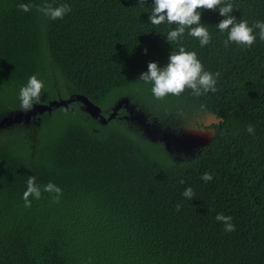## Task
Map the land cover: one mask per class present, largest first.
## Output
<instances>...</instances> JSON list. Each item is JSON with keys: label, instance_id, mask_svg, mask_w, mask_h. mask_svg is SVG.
<instances>
[{"label": "trees", "instance_id": "16d2710c", "mask_svg": "<svg viewBox=\"0 0 264 264\" xmlns=\"http://www.w3.org/2000/svg\"><path fill=\"white\" fill-rule=\"evenodd\" d=\"M21 3L57 7L52 20ZM249 26L264 22V0H226ZM153 0H0V94L18 97L28 78L43 81V100L82 93L101 108L128 96L162 126L193 125L204 113L223 117L193 156L171 157L131 122L90 117L74 101L40 115L37 124L0 130V264H264V41L227 47L215 27L218 10H202L211 35L201 47L175 27L152 25ZM194 51L217 78L215 92L185 90L163 99L139 79L149 62ZM146 50V51H145ZM21 102H0V115ZM55 110V111H54ZM248 125L254 126L249 134ZM213 179L205 182L204 173ZM29 176L39 200L22 199ZM184 183H179L180 180ZM52 182L62 190L43 191ZM191 187L194 197L182 193ZM180 204L179 211L176 205ZM231 216L235 231L215 219Z\"/></svg>", "mask_w": 264, "mask_h": 264}, {"label": "clouds", "instance_id": "9594fccd", "mask_svg": "<svg viewBox=\"0 0 264 264\" xmlns=\"http://www.w3.org/2000/svg\"><path fill=\"white\" fill-rule=\"evenodd\" d=\"M145 0H138V4L143 6ZM23 12H29L33 7L49 19H63V17L71 11L68 4H61L53 7L51 4L30 5L21 3L17 6ZM233 5L226 3V0H153L151 14L148 17L152 25H175L166 35V42H178L185 34L197 39L201 47L208 45L211 41V35L207 27L201 24L202 10H218L222 20L215 26L219 32H227V39L224 41L225 46L236 44L245 48L251 47L257 37L254 29L259 30V38L264 41V22L257 21L249 26L246 20H237L231 15ZM146 51V50H145ZM219 72L215 74L204 69L203 64L197 58L194 51H186L184 47H179L178 51H171L165 66L160 67L156 62H149L147 71L140 74L139 79L145 83H150L151 93L157 99H163L168 95L179 96L185 90L190 89L191 94L200 96L209 91L215 92L217 78ZM43 81L37 79L36 75L28 78L27 84L21 87L19 99L21 100V108L24 111H30L35 104L40 103ZM70 104V103H69ZM69 106V105H68ZM62 107V106H60ZM246 131L254 134V126L248 125ZM201 179L210 182L213 177L210 173H204ZM179 183H184L181 179ZM43 191L54 193L52 197L53 203H58L62 190L52 182L43 186ZM182 195L190 200L194 197L191 187L185 189ZM29 197L39 200L41 198V188L36 184V177L29 176L27 179V188L23 193L24 207H31ZM180 204L176 205L179 211ZM217 221L224 224L225 232L235 231V225L231 223V216H224L218 213L215 217Z\"/></svg>", "mask_w": 264, "mask_h": 264}, {"label": "water", "instance_id": "95a60500", "mask_svg": "<svg viewBox=\"0 0 264 264\" xmlns=\"http://www.w3.org/2000/svg\"><path fill=\"white\" fill-rule=\"evenodd\" d=\"M73 100L79 101L81 109L90 117L98 118L101 123H105L114 117L118 108L124 106L127 110L124 118L135 124L146 139L160 141L166 153L171 157L193 156L201 147L207 145L214 136V127L207 126L223 120V117L217 116L213 112H207L203 126L170 128L169 126H162L155 120H150L146 113L141 108H136L127 96L118 98L112 105L110 113L104 116L99 105L82 93H74L67 97L52 98L47 102L40 100V103L35 104L30 111H24L22 108L8 110L0 115V130L19 123L35 122L37 124L42 113H50L60 106L68 107Z\"/></svg>", "mask_w": 264, "mask_h": 264}, {"label": "flooded vegetation", "instance_id": "af4514ba", "mask_svg": "<svg viewBox=\"0 0 264 264\" xmlns=\"http://www.w3.org/2000/svg\"><path fill=\"white\" fill-rule=\"evenodd\" d=\"M68 96V95H67ZM67 96H65V97H67ZM126 96V95H125ZM56 97H61L60 95H59V92H57V94H56ZM121 96H119L118 98H120ZM128 97V96H127ZM43 94H41V97H40V100H42V101H44V102H47L48 100H50V99H52V98H47V99H44L43 100ZM117 98V99H118ZM116 99V100H117ZM115 100V101H116ZM74 101H77V100H73V101H71L70 103H73ZM114 101V102H115ZM77 102H79V101H77ZM114 102L110 105V110L108 111V110H105V114H103L104 116H107L109 113H110V111H111V109H112V105L114 104ZM132 102V101H131ZM132 103H134V102H132ZM135 104V103H134ZM79 106H80V102H79ZM135 107H137V106H135ZM144 111V110H143ZM145 112V111H144ZM127 113V110H126V108L124 107V106H121L120 108H118V110H117V112H116V114H115V116L116 117H119L120 119H124L125 120V118H124V115ZM147 115V114H146ZM114 116V117H115ZM207 118V116H206V113H204L199 119H197V121L196 122H194V124L193 125H190V126H203L204 125V120ZM94 119H96V120H98V118H94ZM129 119H126V121H128ZM150 120H155V121H157V119H156V117H152V118H150ZM99 121V120H98ZM130 121V120H129ZM157 122H159L160 124H162L160 121H157ZM212 124L213 123H211V124H209L207 127H212ZM135 125V124H134ZM136 126V125H135ZM164 126H167V125H164ZM137 127V126H136ZM138 128V127H137Z\"/></svg>", "mask_w": 264, "mask_h": 264}, {"label": "rangeland", "instance_id": "374dc122", "mask_svg": "<svg viewBox=\"0 0 264 264\" xmlns=\"http://www.w3.org/2000/svg\"><path fill=\"white\" fill-rule=\"evenodd\" d=\"M118 98V97H117ZM117 98H115L114 99V101L117 99ZM2 101H4V102H6L8 105H11V104H15V103H19V102H21V100L18 98V97H8V96H4V95H1L0 94V102H2ZM113 101V102H114ZM76 106L77 107H79L80 109H81V107L78 105V104H76ZM58 108V107H57ZM57 108H55V110H58ZM54 110V111H55ZM82 110V109H81ZM50 114H51V112H50ZM20 124V123H19ZM28 124H35V122H29ZM28 124H25V125H28Z\"/></svg>", "mask_w": 264, "mask_h": 264}]
</instances>
